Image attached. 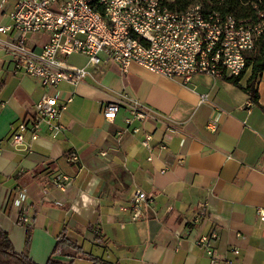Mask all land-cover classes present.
Here are the masks:
<instances>
[{
  "label": "crops",
  "instance_id": "crops-1",
  "mask_svg": "<svg viewBox=\"0 0 264 264\" xmlns=\"http://www.w3.org/2000/svg\"><path fill=\"white\" fill-rule=\"evenodd\" d=\"M14 2L0 0V25L10 23ZM14 33L0 38L12 40ZM47 38L29 33L27 45L40 51ZM66 60L87 66L89 74L77 85L62 80L49 87L14 72L0 48V228L14 251L38 264L49 257L72 264H93L92 258L98 264H209L196 239L214 230L211 244L225 257L220 264H264L258 215L264 210V109L240 86L207 73L184 82L135 62L121 72L111 62L96 71L82 53ZM249 74L248 68L241 85ZM256 88L264 106V71ZM46 90L59 100L70 97L60 116L63 129L52 136L43 125L29 149L9 146L5 137L34 113ZM131 98L148 117L133 116ZM114 99H121L119 108L107 119L104 108ZM146 133L151 151L141 144ZM24 139L30 141L27 131ZM136 188L154 198L141 219L131 217ZM60 238L70 244L54 251Z\"/></svg>",
  "mask_w": 264,
  "mask_h": 264
},
{
  "label": "built area",
  "instance_id": "built-area-1",
  "mask_svg": "<svg viewBox=\"0 0 264 264\" xmlns=\"http://www.w3.org/2000/svg\"><path fill=\"white\" fill-rule=\"evenodd\" d=\"M7 30H13L14 37L0 38V48L11 56L13 71L39 77L45 86L54 87L62 80L77 85L89 74L87 66L66 60L73 52L85 54L89 66L96 71L111 62L125 72L128 64L135 62L154 73L187 82L195 73L222 79L238 75L244 67L245 53L254 47L257 35L264 32V20H237L200 2L170 9L162 0H15L10 23L0 25V32ZM32 32L48 36L40 51L27 45V35ZM69 100L70 97L59 100L56 93L44 91L34 104V113L19 121L4 140L15 149H29L43 125L55 136L63 129L60 116ZM120 102L121 99L109 101L104 117L112 119ZM130 110L139 119L149 116L134 98ZM26 131L30 141L24 139ZM149 139L146 133L141 144L151 151ZM99 154L105 156L106 151ZM22 196L14 203L17 211ZM153 201V196L136 188L130 201L131 217L143 218L144 206ZM258 215L264 220V210L259 209ZM216 237L213 230L196 239L207 252L209 264H220L225 258L211 244Z\"/></svg>",
  "mask_w": 264,
  "mask_h": 264
},
{
  "label": "trees",
  "instance_id": "trees-1",
  "mask_svg": "<svg viewBox=\"0 0 264 264\" xmlns=\"http://www.w3.org/2000/svg\"><path fill=\"white\" fill-rule=\"evenodd\" d=\"M165 5L170 9H182L188 4L193 2H200L196 0H174L167 1L162 0ZM212 5L208 6L209 8L215 9L220 12L221 15L231 14L237 20L251 18L253 21L264 20V0H208ZM201 3V2H200ZM203 4V3H201ZM204 5V4H203ZM259 13H262L260 15ZM250 69V74L247 78L245 85H241L239 80L247 69ZM264 71V32H261L254 41V47L245 53V63L242 71L238 75L225 77L224 79L234 83L237 86L243 88L251 97L253 103L262 109V106L258 102V91L256 88V81L259 74ZM64 238L57 240L54 251L68 245ZM0 255H2L5 260L2 261V264H38L34 262L28 255L25 253H17L14 251L11 242L6 234L0 228ZM93 264H98L100 258H92ZM44 264H72V263H63L58 260H55L51 257Z\"/></svg>",
  "mask_w": 264,
  "mask_h": 264
},
{
  "label": "rangeland",
  "instance_id": "rangeland-1",
  "mask_svg": "<svg viewBox=\"0 0 264 264\" xmlns=\"http://www.w3.org/2000/svg\"><path fill=\"white\" fill-rule=\"evenodd\" d=\"M196 1H200L201 3L204 4V6L212 5V3L210 1H208V0H196ZM3 260H5V258L2 255H0V264H2Z\"/></svg>",
  "mask_w": 264,
  "mask_h": 264
}]
</instances>
